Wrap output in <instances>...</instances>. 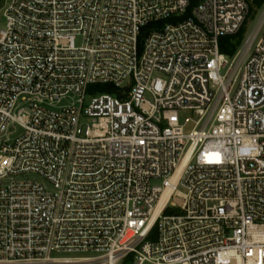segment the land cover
I'll use <instances>...</instances> for the list:
<instances>
[{
    "label": "built area",
    "instance_id": "built-area-1",
    "mask_svg": "<svg viewBox=\"0 0 264 264\" xmlns=\"http://www.w3.org/2000/svg\"><path fill=\"white\" fill-rule=\"evenodd\" d=\"M0 5V264H264V5Z\"/></svg>",
    "mask_w": 264,
    "mask_h": 264
},
{
    "label": "trees",
    "instance_id": "trees-1",
    "mask_svg": "<svg viewBox=\"0 0 264 264\" xmlns=\"http://www.w3.org/2000/svg\"><path fill=\"white\" fill-rule=\"evenodd\" d=\"M250 4V15L255 14L258 10H260L263 5H264V0H247ZM164 22L161 23H152L150 26L147 28L150 29L154 26L157 25H162ZM243 34H244V29L242 28L240 32L234 36L230 37H224L221 38L220 40V51L228 56H232L235 54L237 49L240 47L242 40H243ZM98 88L104 92H109V93H116V90L113 86L111 85H97V86H92L91 89Z\"/></svg>",
    "mask_w": 264,
    "mask_h": 264
},
{
    "label": "rangeland",
    "instance_id": "rangeland-1",
    "mask_svg": "<svg viewBox=\"0 0 264 264\" xmlns=\"http://www.w3.org/2000/svg\"><path fill=\"white\" fill-rule=\"evenodd\" d=\"M4 1H6V6H5V8H6L10 4L11 0H4ZM2 2H3V0H0V3H2ZM0 7H1V5H0ZM262 12H263V7L260 10H258L254 15L251 14V15L248 16L246 24L243 27L244 34H243V40H242L241 45L249 38V36L253 32L255 26L258 23V20H259L260 16L262 15ZM4 27H5V19L2 16V12L0 10V30H2ZM101 93H106V92L103 91ZM147 99L150 100L149 97H147ZM67 104H69V102H64L62 105H67ZM19 133H20V131L17 134H14L12 136V139H14Z\"/></svg>",
    "mask_w": 264,
    "mask_h": 264
}]
</instances>
